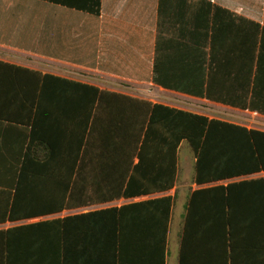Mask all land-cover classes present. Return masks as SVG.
Masks as SVG:
<instances>
[{
    "label": "crops",
    "instance_id": "obj_1",
    "mask_svg": "<svg viewBox=\"0 0 264 264\" xmlns=\"http://www.w3.org/2000/svg\"><path fill=\"white\" fill-rule=\"evenodd\" d=\"M95 1L0 0V192H15L36 129L43 141L40 157L44 159L53 152L50 160L55 165L48 172L30 167L28 175L71 174L73 186L78 176L77 192L94 198L62 212L0 222V232L171 196L174 203L169 240L175 192L184 187L186 172L194 169L178 245L179 264L192 194L264 178V172L198 185L196 155L190 143L183 140L173 189L98 200L95 193L112 190L109 176L113 159L97 149L90 127L97 119L109 124L110 111L122 105L129 111L151 104L264 132V0H101L99 15L84 10L93 7ZM72 82L81 87L70 85ZM89 87L108 94L96 103ZM90 96L95 102L83 103ZM223 113H229L227 119L219 116ZM88 117L89 130L79 157L82 165L78 161L77 168L69 172L60 167L61 163L74 159L68 155L77 151L71 138L78 137V127ZM186 142L191 149L181 165L180 149ZM133 161L136 165L139 158ZM23 204L40 205L32 198ZM235 238L236 264H264V218L240 223Z\"/></svg>",
    "mask_w": 264,
    "mask_h": 264
},
{
    "label": "trees",
    "instance_id": "obj_2",
    "mask_svg": "<svg viewBox=\"0 0 264 264\" xmlns=\"http://www.w3.org/2000/svg\"><path fill=\"white\" fill-rule=\"evenodd\" d=\"M100 1L84 10L99 15ZM89 89L94 91L96 103L100 99L99 104L108 94ZM95 101L90 96L83 103ZM82 105L80 102V108ZM89 120L80 123L78 137L71 138L77 151L68 154L74 159L62 161V169L72 172L78 161L82 165L79 157ZM90 134L95 135L97 149L113 159L112 190L95 193L98 200L173 189L183 140L195 152L198 185L264 172V132L163 105L146 104L129 111L122 105L110 111L109 124L97 119ZM39 137L35 129L15 192H0V222L58 213L94 199L77 192L78 176L73 186L71 174L28 175L30 167L48 172L55 165L50 160L53 152L40 157L43 141ZM135 157L139 163L133 165ZM28 198L40 205L25 207ZM250 201L257 202L250 206ZM173 203V197L162 196L1 231L0 264H166ZM254 217L264 218V178L195 191L187 208L179 264H236L238 226Z\"/></svg>",
    "mask_w": 264,
    "mask_h": 264
},
{
    "label": "rangeland",
    "instance_id": "obj_3",
    "mask_svg": "<svg viewBox=\"0 0 264 264\" xmlns=\"http://www.w3.org/2000/svg\"><path fill=\"white\" fill-rule=\"evenodd\" d=\"M211 115L215 116L216 113L214 112H208ZM224 115H219L224 119H227L229 113H223ZM190 145L186 142L180 149V163L181 165H184L186 162L185 157H187L188 151L190 150ZM195 155L193 152H191V159L194 160ZM191 159H188L191 161ZM194 169H189L186 172V180H184V187L178 188L176 193V205H175V216L171 231V238L169 236L168 240V264H177L178 262V255H179V246L181 241V235L183 231V225H184V216L186 213V205L188 196L191 193L192 185L194 184ZM179 185H181V182L179 181ZM185 189V190H184Z\"/></svg>",
    "mask_w": 264,
    "mask_h": 264
}]
</instances>
